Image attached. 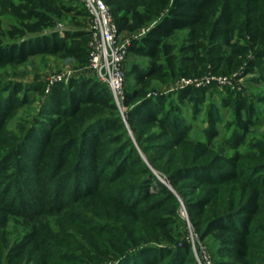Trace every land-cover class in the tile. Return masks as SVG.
<instances>
[{"label": "trees", "instance_id": "16d2710c", "mask_svg": "<svg viewBox=\"0 0 264 264\" xmlns=\"http://www.w3.org/2000/svg\"><path fill=\"white\" fill-rule=\"evenodd\" d=\"M67 1L12 2V8L23 27H15L11 36L24 37L27 31L33 35L6 44L0 39V66L24 63L37 53L69 56L85 52L84 45L90 38V28L79 32L68 30L64 36L57 32L38 34V31L54 25L55 19L62 13H71L79 2L90 21L81 0ZM105 1L110 5L120 31L139 33L130 43L129 52L145 59L132 60L129 72L135 83L125 87L123 101L127 107V121L137 143L146 152L138 128L144 123H156L160 127L155 139L169 133L172 135L165 145L182 140L188 126L178 121L176 112H181L180 108L166 111L165 97L148 95V89L153 87L154 80L167 74V67L175 66L172 41L178 31L186 32L187 41L181 49L183 61L190 67H196L202 61L201 51L205 48L207 35L212 39L220 38L218 46L221 49L216 51L224 52V46L231 44L240 19L236 1L241 0ZM245 1L248 13L246 29L252 40L264 43V15L260 14V0ZM78 36L80 40L76 42ZM87 48L86 44V54L89 52ZM232 52L223 59L227 60V64L235 63L238 67L243 62H238V55H244L246 48H234ZM21 91L19 83H7L0 78V226L7 224L15 211L17 199L22 196L20 198L24 200L28 190L31 193L48 190L62 199L65 196L63 191L71 189L79 192L76 195L78 201L90 209L95 217L120 221L143 217L145 213L139 206L143 201L151 203L158 195V188H162L165 195L154 201L153 207L160 215L156 224L160 227L167 225L168 216L159 213H172L174 196L141 154L106 83L92 74L72 77L67 84L53 86L49 90L47 104L41 109L42 117L37 118L19 139L8 131L7 123L26 102V97L19 95ZM241 104L247 117L241 118L239 125L247 133L254 108L243 101ZM195 149L206 153L202 143ZM146 155L153 163L151 156ZM205 171V168H182L170 176V182L175 186L182 177H193L202 180V183H209L212 178ZM228 174L233 177L235 172L227 171ZM130 175H138V180L131 185H117ZM131 188L132 191L127 192ZM135 189L142 191L143 199L134 194ZM215 195V191H209L199 200L186 202L192 220L198 221L200 239L213 236L220 241L222 250L244 259L243 264H255L261 249L252 239L255 226L250 224L254 215L241 214L230 218L218 213L199 221L203 217L202 209L215 199ZM168 233L166 235L172 240ZM124 248L127 247H121V250ZM132 249L135 252L126 258L122 257L129 253L125 250L122 254H116L114 259L121 257L128 264H185L186 257L191 255L189 259L199 264L190 240H182L172 248L140 244ZM211 258L214 264H230L223 260L216 262L213 256Z\"/></svg>", "mask_w": 264, "mask_h": 264}, {"label": "rangeland", "instance_id": "374dc122", "mask_svg": "<svg viewBox=\"0 0 264 264\" xmlns=\"http://www.w3.org/2000/svg\"><path fill=\"white\" fill-rule=\"evenodd\" d=\"M12 2L18 4L20 0H0V39L5 44L33 35L27 31L24 37L11 36L15 27H23ZM236 3L240 19L231 44L224 46V52L216 51L221 49L218 46L221 39L207 35L205 48L201 51L202 61L196 67H190L184 63L181 49L187 41L186 32L178 31L172 41L175 66L167 67V74L154 80L153 87L148 89V95L165 97L166 111L180 108L181 112H176L178 121L188 126L182 140L165 145L172 135L169 133L155 139L160 127L156 123H144L138 127L144 152L128 124L127 107L120 110L130 135L151 170L174 196L172 213H159L168 216L167 225L160 227L156 224L160 215L153 207L154 201L165 195L162 188H158V195L151 203L143 201L139 206L145 213L143 217L120 221L95 217L78 201L76 195L79 192L71 189L63 191L65 196L62 199L48 190L43 193L28 190L29 195H25L24 200L20 198L22 196L17 199V212L13 211L7 224L0 226V264H128L121 257L114 259L115 255L126 250L129 253L122 256L126 258L135 252L132 248L140 244L172 248L182 240L194 241L197 248L206 246L216 262L243 264L244 259L222 250L218 239L208 236L201 240L199 237L198 221L192 220L186 202L199 200L209 191L216 192L215 199L202 209L203 217L199 221L218 213L230 218L241 214L254 215L250 224L255 226L252 239L261 249L255 264H264V43L252 40L246 29V1ZM259 7L260 14L264 15V0H260ZM88 21L85 8L79 2L71 13H62L54 25L38 31V34L57 32L64 36L68 30L89 29ZM126 35L132 42L139 33L126 32ZM79 40V36L75 38L76 42ZM86 44L88 47L85 43V52L81 55L37 53L24 63L0 66V78L7 83H19L22 86L19 95L26 97V102L7 123L9 132L20 139L26 129L42 117L41 109L47 104L53 86L67 84L72 77L92 75L87 69ZM238 47L246 48L245 54L238 55L237 59L243 62L238 67L235 63L227 64L223 58ZM134 58L145 60L129 52L125 87L135 83L129 72ZM189 78L201 79V86L185 84L184 80ZM241 101L254 108L247 133L239 125L241 118L247 117L245 109L240 107ZM199 143L205 145V154L195 149ZM182 168H205L212 179L209 183H202L200 179L182 177L174 186L170 176ZM227 171L235 172L234 176L227 175ZM137 180L138 175H130L117 185H131ZM131 191L132 188L127 192ZM134 194L144 197L140 189H135ZM167 231L172 240L166 235ZM121 247L127 248L121 250ZM189 258L191 255L186 257L185 264H194Z\"/></svg>", "mask_w": 264, "mask_h": 264}, {"label": "built area", "instance_id": "2783aa9c", "mask_svg": "<svg viewBox=\"0 0 264 264\" xmlns=\"http://www.w3.org/2000/svg\"><path fill=\"white\" fill-rule=\"evenodd\" d=\"M90 16L88 65L90 72L106 83L120 110L125 98V66L129 54L130 37L119 30L110 5L105 0H81ZM185 84L201 86L202 80L189 78ZM199 264H214L205 246L197 248Z\"/></svg>", "mask_w": 264, "mask_h": 264}, {"label": "water", "instance_id": "95a60500", "mask_svg": "<svg viewBox=\"0 0 264 264\" xmlns=\"http://www.w3.org/2000/svg\"><path fill=\"white\" fill-rule=\"evenodd\" d=\"M124 112L122 111V114H123Z\"/></svg>", "mask_w": 264, "mask_h": 264}]
</instances>
